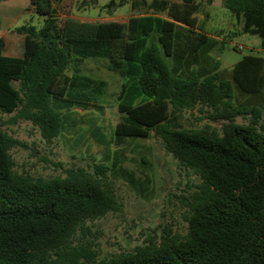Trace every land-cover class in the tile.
I'll use <instances>...</instances> for the list:
<instances>
[{
  "label": "trees",
  "instance_id": "16d2710c",
  "mask_svg": "<svg viewBox=\"0 0 264 264\" xmlns=\"http://www.w3.org/2000/svg\"><path fill=\"white\" fill-rule=\"evenodd\" d=\"M30 0L46 15L38 27L25 24L21 57L4 54L0 38V264H264V125L261 108L234 103V84L222 77L219 62L205 75L176 74L165 57L184 59L208 41L195 14L198 0H110V10L131 8L166 12L158 42L139 49V19L60 22L56 2ZM211 5L214 0H204ZM239 21L240 32L258 35L264 46V0H223ZM144 32V31H143ZM226 41H222L224 46ZM239 49V48H238ZM102 58L108 70L135 81L146 100L119 102L117 136L160 139L180 166L200 183L188 198L185 234L165 228L133 251L99 259L75 236L89 220L120 209L105 177L110 167L78 166L65 176L34 177L15 169L11 153L23 141L8 133L2 115L30 120L51 141L62 129L58 106L87 108L105 95L106 79L81 71L86 59ZM233 79L247 93L264 88V57L247 54L235 63ZM15 84H18L16 86ZM125 86V85H124ZM209 108L220 128L176 127L180 109ZM238 116L250 122H236Z\"/></svg>",
  "mask_w": 264,
  "mask_h": 264
},
{
  "label": "rangeland",
  "instance_id": "374dc122",
  "mask_svg": "<svg viewBox=\"0 0 264 264\" xmlns=\"http://www.w3.org/2000/svg\"><path fill=\"white\" fill-rule=\"evenodd\" d=\"M109 1L61 0L55 5L60 22L71 17L92 22L122 20L127 23L130 18L137 17L142 29L138 35L139 49L151 41L158 42L162 21L169 18L166 12L143 8L134 10L130 3L110 10L104 7ZM204 12L202 5L199 17ZM211 15L208 26L196 18L198 26L207 27L211 35L200 54L186 60L170 57H165V60L176 74L183 76H190L193 72L208 74L219 62L222 77L234 84V103L260 107V124L264 125V88L257 93L244 92L237 86L232 73L235 63L244 55L264 57L262 40L258 35L240 32V21L223 6V0H216ZM45 17L36 13L33 23L40 27ZM222 41H226L224 46ZM240 45L243 49H238ZM9 49L19 52L13 50L11 42ZM81 71L106 79L105 95L98 104L87 108L58 106L62 113V129L51 141L44 139L30 120L13 122L11 114L2 115L6 121L4 129L24 143V146L17 145L11 149L15 169L34 177L50 178L65 176L69 169L78 166L89 171L94 170L95 163L110 167L105 181L116 195L120 209L87 221L86 228L75 236L76 243L89 245L99 259L133 251L159 236L165 228L185 234L188 229V198L200 183V178L180 166L154 132L149 137L115 134V127L122 116L119 102L139 104L146 100L135 81H128L126 77L108 70L102 58L86 59ZM209 110L207 107L201 109L199 105L195 109L176 110L171 123L184 128H220L224 121L208 118ZM236 122L247 124L250 117L238 116Z\"/></svg>",
  "mask_w": 264,
  "mask_h": 264
},
{
  "label": "crops",
  "instance_id": "0c3cea01",
  "mask_svg": "<svg viewBox=\"0 0 264 264\" xmlns=\"http://www.w3.org/2000/svg\"><path fill=\"white\" fill-rule=\"evenodd\" d=\"M204 5V15L199 17L200 11L195 14V17L199 19L200 22H203L208 26L210 19L212 17L211 11L215 7L214 0L213 4H205L204 0H198ZM127 5H130L127 3ZM131 9V8H130ZM201 10V9H200ZM36 12L33 11L30 7V0H0V38H3L5 41L4 54L8 56L21 57L24 53V42L25 36L15 31V29L21 25L33 24V17ZM233 15V14H232ZM84 21V20H80ZM122 21V20H118ZM94 22V21H93ZM123 22V21H122ZM37 26V25H36ZM202 31L208 35V41L200 50L197 52H192L188 54L184 59L186 60L190 57H196L200 54L202 50L206 47L210 41V33L208 32L207 27H201ZM10 42L13 46V50L17 49L19 52L12 51L9 49ZM211 57V55H208Z\"/></svg>",
  "mask_w": 264,
  "mask_h": 264
},
{
  "label": "built area",
  "instance_id": "2783aa9c",
  "mask_svg": "<svg viewBox=\"0 0 264 264\" xmlns=\"http://www.w3.org/2000/svg\"><path fill=\"white\" fill-rule=\"evenodd\" d=\"M238 48H239V49H243V46H242V45H240Z\"/></svg>",
  "mask_w": 264,
  "mask_h": 264
}]
</instances>
